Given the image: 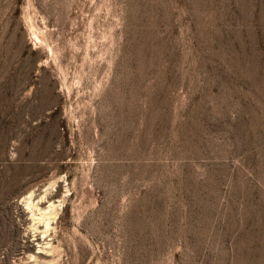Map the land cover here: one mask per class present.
Listing matches in <instances>:
<instances>
[{"label": "rangeland", "instance_id": "rangeland-1", "mask_svg": "<svg viewBox=\"0 0 264 264\" xmlns=\"http://www.w3.org/2000/svg\"><path fill=\"white\" fill-rule=\"evenodd\" d=\"M0 264H264V0H0Z\"/></svg>", "mask_w": 264, "mask_h": 264}, {"label": "bare ground", "instance_id": "bare-ground-1", "mask_svg": "<svg viewBox=\"0 0 264 264\" xmlns=\"http://www.w3.org/2000/svg\"><path fill=\"white\" fill-rule=\"evenodd\" d=\"M37 197V194L34 196L32 195L31 198L29 200H32V198H36ZM32 205V204H31Z\"/></svg>", "mask_w": 264, "mask_h": 264}]
</instances>
